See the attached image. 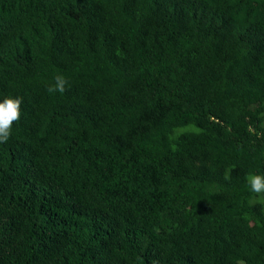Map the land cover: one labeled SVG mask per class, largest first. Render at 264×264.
I'll use <instances>...</instances> for the list:
<instances>
[{"label":"trees","instance_id":"1","mask_svg":"<svg viewBox=\"0 0 264 264\" xmlns=\"http://www.w3.org/2000/svg\"><path fill=\"white\" fill-rule=\"evenodd\" d=\"M7 96L0 264H264V0H0Z\"/></svg>","mask_w":264,"mask_h":264},{"label":"clouds","instance_id":"2","mask_svg":"<svg viewBox=\"0 0 264 264\" xmlns=\"http://www.w3.org/2000/svg\"><path fill=\"white\" fill-rule=\"evenodd\" d=\"M65 76L57 74L54 83L47 88L50 94L64 93L68 86ZM22 97L7 96L0 101V144L9 141L12 135L13 125L21 119ZM250 190L256 194H264V174H249L246 176Z\"/></svg>","mask_w":264,"mask_h":264}]
</instances>
